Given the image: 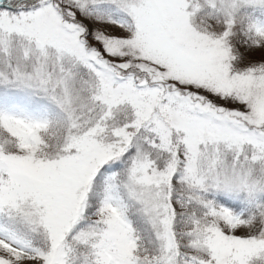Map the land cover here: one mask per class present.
I'll return each mask as SVG.
<instances>
[{"label":"snow or ice","instance_id":"snow-or-ice-1","mask_svg":"<svg viewBox=\"0 0 264 264\" xmlns=\"http://www.w3.org/2000/svg\"><path fill=\"white\" fill-rule=\"evenodd\" d=\"M0 264H264V0H0Z\"/></svg>","mask_w":264,"mask_h":264}]
</instances>
